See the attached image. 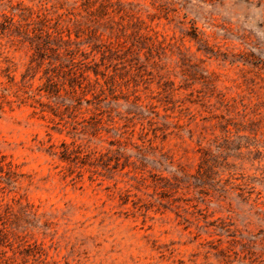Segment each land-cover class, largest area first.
<instances>
[{
    "label": "rangeland",
    "instance_id": "obj_1",
    "mask_svg": "<svg viewBox=\"0 0 264 264\" xmlns=\"http://www.w3.org/2000/svg\"><path fill=\"white\" fill-rule=\"evenodd\" d=\"M262 53L264 0H0V264H264Z\"/></svg>",
    "mask_w": 264,
    "mask_h": 264
},
{
    "label": "trees",
    "instance_id": "obj_2",
    "mask_svg": "<svg viewBox=\"0 0 264 264\" xmlns=\"http://www.w3.org/2000/svg\"><path fill=\"white\" fill-rule=\"evenodd\" d=\"M262 54H264V53H262ZM250 55H252V54H250ZM250 58H251V57H247V60H246V61H248V62H252V63L255 64V66H256L257 68H260L261 70H264V58H257L255 61H251ZM45 91L52 92L50 87H46V88H45ZM52 110H53L54 112H56L55 109H52ZM63 158L68 159V157H66L65 155H63Z\"/></svg>",
    "mask_w": 264,
    "mask_h": 264
}]
</instances>
